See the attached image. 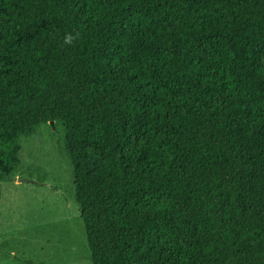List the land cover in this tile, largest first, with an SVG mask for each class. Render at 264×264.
Segmentation results:
<instances>
[{
	"label": "trees",
	"instance_id": "obj_1",
	"mask_svg": "<svg viewBox=\"0 0 264 264\" xmlns=\"http://www.w3.org/2000/svg\"><path fill=\"white\" fill-rule=\"evenodd\" d=\"M51 122L92 264H264V0H0V184Z\"/></svg>",
	"mask_w": 264,
	"mask_h": 264
},
{
	"label": "rangeland",
	"instance_id": "obj_2",
	"mask_svg": "<svg viewBox=\"0 0 264 264\" xmlns=\"http://www.w3.org/2000/svg\"><path fill=\"white\" fill-rule=\"evenodd\" d=\"M20 144V167L0 184V264H92L63 125H40Z\"/></svg>",
	"mask_w": 264,
	"mask_h": 264
},
{
	"label": "water",
	"instance_id": "obj_3",
	"mask_svg": "<svg viewBox=\"0 0 264 264\" xmlns=\"http://www.w3.org/2000/svg\"><path fill=\"white\" fill-rule=\"evenodd\" d=\"M52 125H54V122H51ZM20 182H26V183H31V184H36L35 181L33 180H27V179H19Z\"/></svg>",
	"mask_w": 264,
	"mask_h": 264
}]
</instances>
